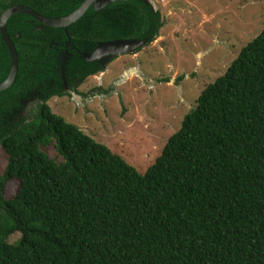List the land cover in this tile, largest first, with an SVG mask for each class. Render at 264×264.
Here are the masks:
<instances>
[{
    "label": "trees",
    "instance_id": "obj_1",
    "mask_svg": "<svg viewBox=\"0 0 264 264\" xmlns=\"http://www.w3.org/2000/svg\"><path fill=\"white\" fill-rule=\"evenodd\" d=\"M83 1L0 0V15L21 4L62 17ZM124 4L108 14L90 10L67 35L34 33L26 16L8 23L20 66L13 87L0 92V148L8 158L0 173V264H264V29L201 93L145 175L47 103L17 122L21 101L55 76L60 49L72 54L66 65L83 81L105 68L76 49L140 38L146 23L161 28L144 3ZM1 40L0 83L11 67ZM55 95L63 96L62 85L45 100ZM14 181L17 193L7 199ZM16 233L21 238L10 243Z\"/></svg>",
    "mask_w": 264,
    "mask_h": 264
},
{
    "label": "rangeland",
    "instance_id": "obj_2",
    "mask_svg": "<svg viewBox=\"0 0 264 264\" xmlns=\"http://www.w3.org/2000/svg\"><path fill=\"white\" fill-rule=\"evenodd\" d=\"M149 1L161 13L160 38L135 56L116 57L104 73L87 80L82 94L72 99L84 108L68 97L49 101L56 115L142 175L155 165L206 87L226 74L264 29V0ZM47 152L61 160L54 147ZM7 165L0 148L1 174ZM18 187L10 182L5 197L12 198ZM20 238L16 233L9 242Z\"/></svg>",
    "mask_w": 264,
    "mask_h": 264
},
{
    "label": "flooded vegetation",
    "instance_id": "obj_3",
    "mask_svg": "<svg viewBox=\"0 0 264 264\" xmlns=\"http://www.w3.org/2000/svg\"><path fill=\"white\" fill-rule=\"evenodd\" d=\"M131 1H136V2H142L144 3V5H146L148 7V9L150 10V12L153 14V16H157L159 17V21L161 23V28L155 32L154 30V27H152V24H149V23H146L143 25V28H146V33L144 36L140 37V38H116L114 40H111V41H102L103 43L105 42H112V41H117V40H134V41H139V40H143V39H147V45H149V47H151L150 45L152 43H155L159 38H160V32L162 30V27H163V21H162V17H161V13L155 9L154 5H152L153 3H150L149 0H129V1H118V2H113L111 3L108 7L100 10V11H96V10H93L97 13H103V14H108L109 12H115L114 10L118 11V9H114L112 8L113 5H123V3H125L124 5H126V3L128 2H131ZM118 4V5H117ZM16 6H23L25 8H28L34 12H36L37 14L43 16V17H46V18H61V16H57V17H47V16H44L42 14H40L39 12H37L36 10L30 8V7H27L25 5H21V4H18V5H14V6H11L7 9H5L2 14L0 15V21H1V17L2 15L8 10V9H11L13 7H16ZM90 11V10H89ZM88 11V12H89ZM74 12V11H73ZM87 12V13H88ZM86 13V14H87ZM71 14V13H70ZM85 14V15H86ZM69 15V14H68ZM84 15V16H85ZM17 16H26L28 17V19L25 21V23L27 24H30L33 26L32 28V32L34 33H40V32H43L45 30H48V29H63L65 31L64 28H52V27H48L46 29H39V27L41 26V24L33 17H31L30 15H27V14H17L15 16H13L11 19L17 17ZM67 16V15H66ZM83 16V17H84ZM64 17V16H62ZM82 17V18H83ZM82 18H80L78 21H80ZM11 19L9 20V22L11 21ZM77 21V22H78ZM8 22V23H9ZM76 22V23H77ZM76 23L70 25L67 29V33L66 35L68 34V30L71 26L75 25ZM8 26V24H7ZM130 26H132V28L134 29V26H136V23L135 21H130ZM149 26V27H147ZM7 33H8V30H7ZM9 35V34H8ZM0 37L2 39V36L0 34ZM10 37V35H9ZM22 37V32H19L16 36L17 39H21ZM10 39L12 40V38L10 37ZM3 42V44L5 45V47L7 48L8 50V53H9V56H10V52H9V49L6 45V43L1 40ZM12 42L14 43V41L12 40ZM102 42H98L96 44V46L99 44V43H102ZM15 45V43H14ZM146 45V46H147ZM67 48H71V51H74V49H76V45L75 43H73V41H71V39H69L67 42H66V45H65ZM96 46L91 50L92 46H89V50L87 51H80L79 49H76L77 50V54L80 56V58L87 62L85 57L82 55L83 53H91L92 51H94V49L96 48ZM16 47V45H15ZM148 47V48H149ZM144 49V48H143ZM146 49V48H145ZM144 49V50H145ZM16 50H17V47H16ZM142 50V49H141ZM140 50V51H141ZM60 53H58L55 58H56V73H55V76L53 75V79H49V80H45V81H42L41 85H40V91L39 92H35V93H31L29 94L26 98H24L22 101H21V105H22V108H21V114L19 116V121L17 120V122H20L22 119L24 121H29L31 120V118H33L34 116L37 115V113L39 112L40 110V106L44 103H47L49 105V101L50 99H53V98H61V97H68L75 105L78 109H81V108H84V106H80L78 105L77 102L73 101V97L74 96H77V95H81L82 93L79 91V89L87 82V80H89L90 78L92 77H95L97 76L98 74H102L106 71L107 69V65L104 69L103 72L101 73H98L96 75H92V76H89L87 77L85 80H79L77 78H75L72 74H71V70L69 67H67L68 65H66L67 63H69L71 60H72V54L69 52V51H66L64 49H60L59 50ZM55 52V51H54ZM139 52V51H138ZM138 52L136 53H133L132 55L135 56ZM18 53V51H17ZM52 53H53V50H52ZM18 59H19V55H18ZM114 60V59H113ZM112 60V61H113ZM10 61H11V56H10ZM111 61V62H112ZM96 62H99V61H96ZM110 62V63H111ZM61 63V67H59V64ZM88 63H91V62H88ZM94 63V62H92ZM19 66H20V61H19ZM69 69V70H68ZM10 72H11V67H10ZM18 73H19V69H18ZM10 74V73H9ZM9 76V75H8ZM18 76V74H17ZM8 78V77H7ZM17 80V78H16ZM4 82V81H3ZM2 83V82H1ZM14 85V84H13ZM62 85V91H63V96H60V95H55V96H51L50 98H48L47 100H45V97H46V94H47V91H49L51 88H55V87H61ZM13 87V86H12ZM12 87H10L9 89H11ZM7 89V90H9ZM5 90V91H7ZM5 91H1V92H5ZM45 92V93H44ZM98 92L100 93L101 91L98 90ZM87 100V99H86ZM86 103V102H85ZM53 111V110H52ZM14 124V121H12V119H7L5 120V125H13Z\"/></svg>",
    "mask_w": 264,
    "mask_h": 264
},
{
    "label": "water",
    "instance_id": "obj_4",
    "mask_svg": "<svg viewBox=\"0 0 264 264\" xmlns=\"http://www.w3.org/2000/svg\"><path fill=\"white\" fill-rule=\"evenodd\" d=\"M118 1L129 0H84L79 4L74 12L61 18H46L23 6H16L8 9L1 17L0 34L2 36V40L6 43L10 52L11 72L8 78L4 82L0 83V92L5 91L13 86L16 81L19 69L18 53L14 43L7 33V24L13 16L17 14H27L35 18L41 24L39 29H46L48 27L64 28L67 33L68 27L76 23L89 10L100 11L108 7L111 3ZM147 42V39L139 41L117 40L105 43L102 42L99 43L91 53H83L82 55L85 57L87 62L92 63L99 61L103 68H105L116 57L124 54H133L145 48Z\"/></svg>",
    "mask_w": 264,
    "mask_h": 264
}]
</instances>
